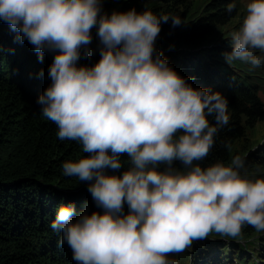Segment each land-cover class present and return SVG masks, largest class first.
Returning <instances> with one entry per match:
<instances>
[{"label": "clouds", "instance_id": "1", "mask_svg": "<svg viewBox=\"0 0 264 264\" xmlns=\"http://www.w3.org/2000/svg\"><path fill=\"white\" fill-rule=\"evenodd\" d=\"M101 4L0 0V20L41 61L45 52L54 53L51 84L37 103L60 140L82 145L87 155L64 161L63 174L87 183L103 210L77 216L74 205H61L51 223L60 244L67 243L77 264H176L167 257L212 232L237 237L245 224L264 231V178L242 175L239 155L227 166L195 163L208 156L218 126L228 123V101L220 92L193 88L156 51L161 23L171 20L176 27L183 21L148 9L109 15ZM235 7L229 4L227 11ZM93 28L100 59L78 66L82 48L85 58L92 55ZM229 36L227 63L264 64V0L246 4ZM124 155L130 166L115 174Z\"/></svg>", "mask_w": 264, "mask_h": 264}, {"label": "trees", "instance_id": "2", "mask_svg": "<svg viewBox=\"0 0 264 264\" xmlns=\"http://www.w3.org/2000/svg\"><path fill=\"white\" fill-rule=\"evenodd\" d=\"M232 3L236 7L229 13L227 7ZM133 8L138 13L148 9L157 16L180 17V26L173 27L171 20L161 23L156 51L193 88L220 92L228 101V123L218 126L208 156L195 163L204 168L217 162L227 166L239 155L244 162L242 175L264 178V139L250 145L247 136V130L252 131L264 120V103L259 96L264 93V64L252 68L243 61L229 64L225 60V54L232 51L229 33L242 22L228 25L243 15L239 1L102 0L101 4L102 13L109 15ZM96 33L93 28L88 46L92 55L85 58L82 48L78 66H92L100 59ZM53 58L54 53L45 52L41 61L33 46L0 20V264H77L67 243L60 244L61 234L51 228L56 211L63 204L74 205L77 216L83 211H103L96 207L87 183L63 174L64 161L87 155L82 145L60 140L56 125L41 114L42 106L37 103L51 84L48 71ZM208 119L215 125L214 117ZM121 160L124 167L115 174H122L130 166L126 155ZM164 167L161 165V170ZM174 167L182 169L183 165L175 161ZM255 233L258 231L248 224L237 237L212 232L208 238L194 241L190 253L188 249L181 253V260L225 264L227 258L218 254L237 250L238 255L233 257L236 262L231 264H249L243 246L232 241L222 244L212 238H251ZM258 239L264 246V236Z\"/></svg>", "mask_w": 264, "mask_h": 264}, {"label": "rangeland", "instance_id": "3", "mask_svg": "<svg viewBox=\"0 0 264 264\" xmlns=\"http://www.w3.org/2000/svg\"><path fill=\"white\" fill-rule=\"evenodd\" d=\"M238 1L240 5V12L244 14L245 6L248 2H250V0H238ZM242 16L239 19H234L232 23H229L228 25L233 26L234 23L242 20ZM259 96H260V99L264 103V93L263 92L259 93ZM247 136L249 137L250 145H255L258 142L261 143L262 140L264 139V120L256 123L252 131L247 130ZM262 236H264V231H258V233H255V235H253V237L251 238L230 239L229 237L224 236V237H221L220 239H217V238H212V239L221 241L222 244L223 243L228 244L227 242L229 241H232L233 243H238L239 245L245 248V251L247 252V255H245L247 256L246 261L249 264H264V246L258 244V240H259L258 238ZM260 242H262V240ZM263 245H264V242H263ZM236 251L231 252V253L220 252V254L218 253L217 254L219 255L218 256L219 258L220 256L227 258L226 260H223L225 264H229V263L231 264V262L232 263L236 262L235 258H233L238 255ZM190 252L191 251L188 248L187 253H190ZM181 257H182L181 253L171 254L167 257V259L174 260L176 264H192L191 258H188L185 262H183V260H181ZM178 261L180 263H178Z\"/></svg>", "mask_w": 264, "mask_h": 264}]
</instances>
